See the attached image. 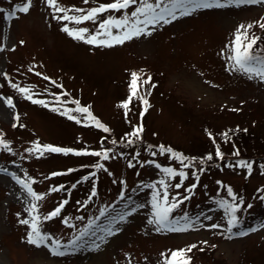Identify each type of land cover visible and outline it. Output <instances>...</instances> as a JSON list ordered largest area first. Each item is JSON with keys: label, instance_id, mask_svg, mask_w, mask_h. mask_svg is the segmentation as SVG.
<instances>
[{"label": "rangeland", "instance_id": "rangeland-1", "mask_svg": "<svg viewBox=\"0 0 264 264\" xmlns=\"http://www.w3.org/2000/svg\"><path fill=\"white\" fill-rule=\"evenodd\" d=\"M24 2L0 0L4 10L0 12V138L11 149L0 148V169L34 181L33 190L44 198L34 201L11 176L6 177L9 186L0 184V264H164L162 253L191 245L197 246L187 253L191 264H264V82L231 70L228 59L241 25H253L247 32L260 37L256 50L264 54V29L257 24L264 22V3L200 9L154 31L149 29L151 35L99 47L73 39L62 28L87 27L94 33L100 19L122 13H105L96 24L76 25L53 19L45 0H32L27 14L8 15ZM110 2L59 0L68 9ZM134 72L140 78L138 95H144L150 105L142 120L145 106L138 97L129 103L127 117L121 106L129 101ZM147 77L151 83L143 84ZM13 84L30 88L32 98L44 103L25 99ZM7 98L14 107L6 104ZM75 101L89 107L92 116L110 131L105 133L91 119L85 120L86 114L74 111ZM141 123L142 139L128 145L131 137L126 134ZM245 128L253 132L248 138ZM232 136L238 142H231ZM36 143L74 152L112 149L110 155L115 158L102 160L74 152L40 157L27 151ZM161 145L181 154L185 163L194 162V167L184 168L171 153L161 154ZM217 146L223 159L215 155ZM236 150L238 156L233 155ZM137 152L139 156L133 159ZM210 154L213 159L207 160ZM240 160L253 163L251 174L234 166ZM129 161L135 167H128ZM146 161L155 163H140ZM98 163L104 169H97ZM156 164L187 174L181 188L168 189L170 198L190 196L172 213L180 221L178 226L185 224L182 217L191 219L187 231L157 232L147 222L154 191L148 185L156 184L159 189L161 179L170 185L181 182L179 176H166ZM192 184L197 187L189 193L186 189ZM229 187L236 203L243 201L236 213L238 224L231 231L229 216L219 205L221 200L232 202ZM64 200L68 203L61 214L44 221ZM33 203L37 209L30 214ZM139 204L145 207L115 225L121 231L106 235L115 218ZM33 215L40 218L42 232L63 244L86 230L81 248L53 256L47 248L28 243L30 225L20 220L31 221ZM214 223L221 227L211 228ZM101 237L106 242L101 243ZM93 241L100 243L99 249L86 246Z\"/></svg>", "mask_w": 264, "mask_h": 264}, {"label": "snow or ice", "instance_id": "snow-or-ice-1", "mask_svg": "<svg viewBox=\"0 0 264 264\" xmlns=\"http://www.w3.org/2000/svg\"><path fill=\"white\" fill-rule=\"evenodd\" d=\"M45 3L49 8L53 10V19L60 21H68L70 23L80 25L87 21H91L94 24L97 23L99 17H102L105 13H122L121 16H112L109 15L107 18L100 19L94 33H90L87 27L73 28L70 29L67 27L62 28V31L66 32L73 39L84 41L85 43L99 46V47H113L115 45L123 44L126 41H129L133 38H139L141 36L151 35V29L154 31L161 24L167 25L172 23L173 21L181 18L190 16L196 11L200 9H208V8H224L231 5H245V4H256V3H264V0H111L110 3L107 4H99L97 7H91L88 9L82 8H65L60 5L59 0H45ZM85 4L89 3V0H84ZM32 6V0H25L23 5H16L15 9L8 13L9 16H15L16 12L27 14L30 11ZM133 9L129 13V9ZM3 9H0V12H3ZM69 12L80 13V15H69ZM59 13L60 15H57ZM264 19V18H262ZM257 24L259 27L264 29V22L258 21ZM253 25L249 24L247 28H251ZM247 28L245 26H240V31H238L233 45L231 47V55H229L228 59L231 63V70L242 72L247 75L249 79H259L264 82V54L256 50L257 42L260 40V37H256L254 35L249 36L247 32ZM115 30V31H114ZM23 43V42H21ZM31 70V69H30ZM7 74H5L6 76ZM39 75V73H37ZM44 79H48V77H44ZM140 80L137 73H132V80L130 83V91L131 94L129 96V101L125 102L121 106L125 109V116L128 115L129 103L131 102L133 97H138L143 105L145 106L143 111H141L140 116L141 120L143 119L144 114L147 112L148 107H150L148 100L144 95H138L140 89ZM143 84H150L151 77H147L142 81ZM12 87L17 88V90L24 95L25 99L32 100L33 103L41 104L44 101L34 100L33 93L30 88H21L18 85L13 84ZM155 87V85H152ZM148 95L151 93L148 92ZM78 105L74 111H77L81 114H86L84 119H91L94 121L95 126L97 128L102 129L105 133L109 132L110 129L103 125L99 120H97L94 116H92L89 107H80L79 102L75 101ZM6 104L9 107H14L13 101L11 98L6 99ZM47 106V105H45ZM55 110V109H54ZM69 119L76 120L77 123H81V120H78L73 115H68ZM18 119V117H16ZM15 127V125H13ZM144 131L143 124L141 123L138 126H135L131 133L126 134V137H131L127 139L128 145H134L137 141L141 140V133ZM246 131V130H245ZM211 136V133H209ZM225 139H228V133L223 134ZM117 141L113 140L112 144H116ZM149 148L152 146L149 145ZM0 148L4 150L10 151L9 145L2 138H0ZM30 153L38 154V156L42 157L45 153H63L68 154L70 152H74L72 149H65L60 147H55L52 145H41L39 143L34 144V146L27 150ZM112 149H105L103 151H93L91 153L84 151L74 152L75 155H93L101 158L102 160H108L110 158H115L114 155H110L112 153ZM159 151L161 154L168 152L171 155L180 161L184 168L194 167L193 163H185V157H183L179 153L173 152L171 148H165L163 145L159 146ZM157 153L152 152V155L155 156ZM215 155L218 158L223 159V153L220 151L219 146H217V150ZM233 155L238 156L239 151L236 150ZM139 156V152L133 157ZM212 155L207 156V160H212ZM143 163H155L154 161H146L140 162ZM157 168L161 169V171L166 174L169 178H175L177 176L180 177V183H176L175 185H170L164 179L158 181L160 188H157L156 184L148 185V187L153 188V194L151 197V218L148 219V224L155 227L157 232L160 231H168V232H183L187 231L192 227V221L187 216L182 217L181 219L185 220V224L183 226H178L180 221L179 219H173L172 213L186 200L190 199V196L184 195L180 197L179 194L176 196H172L170 198L168 189L170 187H175L177 189L183 186V180L187 179V174L184 171H177L172 167H164L161 168L159 164L155 165ZM233 166V165H230ZM241 168H246L248 173L251 174L253 163L245 160H240L236 165ZM97 169H104L103 163H98L95 165ZM128 167H135V165L129 161ZM6 169H0V172H6ZM72 171V170H69ZM198 171H203V169H199ZM62 173H53L52 175H61ZM11 175L14 180L28 193V195L34 201H40L44 197L42 195L37 194L33 188L32 183L34 181L27 182L25 180H21L14 173H8ZM92 176H95V172L91 173ZM193 176L199 180V176L196 175V172L192 173ZM88 179V177H85ZM62 187V186H61ZM197 187L196 184L190 185L186 191L191 193ZM61 188H52L50 191H59ZM228 195L232 198V202L229 203L227 201L221 200L219 201V205L223 208L226 214L229 216L227 223L229 225L228 231L238 224V217L236 213L240 210V207L243 203L242 199L240 203H236L237 197L233 195L232 189L229 187L227 189ZM96 192L93 190L92 196H95ZM91 199V197L89 198ZM68 203L67 200L62 201L54 210L43 217L44 221L51 220L55 217H58L61 214L62 209ZM145 205L139 204L136 205L131 211H125L121 213L117 218L113 220V227L106 230L107 236L116 235L122 229L115 227V225L126 222V218L133 215L138 208H143ZM250 207V205H249ZM37 209V204L33 203L31 208L29 209L30 214L34 213ZM101 215H104V212L101 211ZM206 219H211V217H206ZM21 224L30 225L31 230L28 232L27 241L28 243L35 245L37 248L45 247L53 256H64L69 251L75 252L81 248L80 241L84 236L87 235V231H82L79 236L75 237L68 244L61 243L60 240L55 239L51 235L44 233L41 231V221L40 218L36 215L32 216L31 221L28 219L20 220ZM64 223L67 224L68 221L65 219ZM211 228H219L221 227L219 224H211ZM245 235L247 233H244ZM101 243L106 242L103 237L99 238ZM50 242V243H49ZM206 243V241H205ZM92 250H96L100 248V243L93 241L91 245H86ZM196 245H191L186 249H177L171 251L169 254H163L164 264H191V257L187 255L193 248H196Z\"/></svg>", "mask_w": 264, "mask_h": 264}, {"label": "bare ground", "instance_id": "bare-ground-1", "mask_svg": "<svg viewBox=\"0 0 264 264\" xmlns=\"http://www.w3.org/2000/svg\"><path fill=\"white\" fill-rule=\"evenodd\" d=\"M2 106H4V105L2 104ZM8 172H9V173H10V172L12 173L11 170H7L6 172H0V184H4V185H7V186H9V184H11V183L6 179L7 176H11V175H8ZM11 178H12V176H11ZM12 185H13V184H12ZM13 186H14V185H13ZM86 255H88V253H87ZM84 259H86V258H84ZM84 259L82 260L83 263L85 262Z\"/></svg>", "mask_w": 264, "mask_h": 264}, {"label": "trees", "instance_id": "trees-1", "mask_svg": "<svg viewBox=\"0 0 264 264\" xmlns=\"http://www.w3.org/2000/svg\"><path fill=\"white\" fill-rule=\"evenodd\" d=\"M245 130H246V137L247 138H248L249 135H252L253 132L251 131L250 128H245ZM231 142H238V141H237V139L234 138V136H232Z\"/></svg>", "mask_w": 264, "mask_h": 264}]
</instances>
